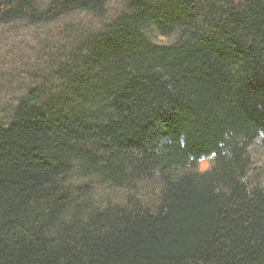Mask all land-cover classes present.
<instances>
[{
  "label": "trees",
  "instance_id": "1",
  "mask_svg": "<svg viewBox=\"0 0 264 264\" xmlns=\"http://www.w3.org/2000/svg\"><path fill=\"white\" fill-rule=\"evenodd\" d=\"M112 1L0 0V25ZM125 1L0 126V264H264L247 156L264 137V0ZM90 178L132 195L99 203L72 182Z\"/></svg>",
  "mask_w": 264,
  "mask_h": 264
},
{
  "label": "rangeland",
  "instance_id": "2",
  "mask_svg": "<svg viewBox=\"0 0 264 264\" xmlns=\"http://www.w3.org/2000/svg\"><path fill=\"white\" fill-rule=\"evenodd\" d=\"M49 1L36 0V6L41 10ZM125 3V0L108 2L103 17L76 12L55 23L32 24L17 20L0 25V126L9 122L13 109L29 90L42 86L48 80L53 62L72 49L80 32L99 30L121 13ZM175 39L152 34V40L158 44H169ZM247 156L248 181L264 190V137H258L248 146ZM210 167V160L202 159L197 170L202 173ZM72 182L89 185L95 201L99 203H122L132 195L126 189H112L93 178ZM155 191L152 183H143L133 193L149 205L155 200Z\"/></svg>",
  "mask_w": 264,
  "mask_h": 264
}]
</instances>
